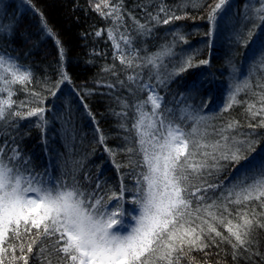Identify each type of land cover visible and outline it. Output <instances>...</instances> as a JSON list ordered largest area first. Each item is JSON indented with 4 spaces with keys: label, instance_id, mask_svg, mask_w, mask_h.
Returning a JSON list of instances; mask_svg holds the SVG:
<instances>
[{
    "label": "snow or ice",
    "instance_id": "snow-or-ice-1",
    "mask_svg": "<svg viewBox=\"0 0 264 264\" xmlns=\"http://www.w3.org/2000/svg\"><path fill=\"white\" fill-rule=\"evenodd\" d=\"M89 2L102 18L118 22L115 29H107V35L112 41L114 59L125 66L127 81L119 78L113 65L103 70L116 77V83L98 86L115 89L118 84L128 87L133 96L137 92L148 93L146 99L132 104L119 101L121 111L114 115L120 120L117 135L123 143L117 149L106 144L108 137L81 96L84 110L95 125L92 142L103 145L118 170L129 168L122 177L130 176L134 184L128 186L122 180L117 191L106 190L97 181L95 188H83L77 178L82 163L75 157L71 158V167L67 158L57 162L59 176L52 174L51 164L39 172L31 157H24L15 146L14 136L7 132L0 143V264H30V260L39 264H53V261L55 264H182L185 257L195 259L191 252H204L221 243L231 246L233 260L244 253L249 258L261 255L253 246L257 243L254 233L264 230V158L253 159L246 154L254 151V133L238 131L236 121L209 131L208 112L189 104L178 109L169 107L157 89L166 88L174 75L191 67L192 58L188 57L178 69L168 71L164 60L173 55L172 47L163 45L157 52L141 56L133 44L135 37L126 27L120 34L123 44L116 39L115 31L125 24V13L136 25L137 35H150L152 31L149 23H140L125 8L124 0ZM226 2L218 0L209 12L211 27L206 35L213 39L218 14ZM244 8L243 19L252 21L257 31L249 29L247 39L241 35L242 30L233 31L228 38L229 42H242L248 47L254 43L252 36L259 38V29L264 26V0H259L258 6L253 5L251 15L248 3ZM141 10L147 11V6H141ZM148 16L155 24H169L183 18L162 3L157 12H149ZM45 29L55 39L63 61V44L46 24ZM14 31L13 23L0 21V36ZM95 35L101 36L102 31H96ZM174 35L186 39L180 33ZM199 63L206 65L209 60ZM257 65L264 67V41L253 56L250 72H255ZM145 68L149 70L147 79L143 77ZM58 74L56 85L48 89L53 97L57 96L60 85L70 80L63 64ZM31 83V71L23 69L17 57L0 51V133L16 127L17 118L27 117H37V126L46 131V107H30L25 113L22 109L29 107V103L17 104L12 99L17 91L13 86L19 84L30 96L37 97L39 103H44L39 99L40 92L28 88ZM258 87L264 89V83ZM249 88L250 76L231 88L220 110L227 112L235 104L246 103L251 119L260 118L247 126L264 128V92L256 93L258 102L237 100L239 93ZM129 112H132L130 126ZM71 137L74 141V131ZM117 152L126 155V162L115 161ZM242 161L245 163L241 164ZM226 167H232L235 172L227 184L219 179ZM129 193L130 202L137 209L135 213L125 206Z\"/></svg>",
    "mask_w": 264,
    "mask_h": 264
},
{
    "label": "trees",
    "instance_id": "trees-1",
    "mask_svg": "<svg viewBox=\"0 0 264 264\" xmlns=\"http://www.w3.org/2000/svg\"><path fill=\"white\" fill-rule=\"evenodd\" d=\"M110 2L115 3L117 0ZM95 3H100V0H95ZM161 3L183 18L169 24H155L150 21L148 13L157 12ZM216 3L218 0H124L125 8L140 23H149L152 31L150 35H137L136 25L125 13V24L115 31V36L123 44L120 34L126 27L128 33L135 37L133 44L140 50L141 56L155 53L163 45L172 47L173 55L164 60L168 71L174 67L178 69L181 63L191 57V67L174 75L166 88L158 87L157 91L164 97V102L173 109L189 104L200 108L202 112H208L209 131L230 121L238 122V131L254 133V151L246 154L253 159L264 158V128L251 129L247 126L249 123H256L260 118L251 119L246 103L235 104L227 112L220 110L226 103L231 88L248 76L251 77V88L239 93L237 100L258 102L259 96L256 93L264 92V89L258 87L264 83V67L257 65L255 72H250L253 56L259 50L260 42L264 41V26L259 29V38L252 36L254 43L248 47L242 42H229L228 38L233 31L242 30L241 35L245 39L248 38L249 29L257 31L253 28V22L245 21L243 17L245 3L249 4L248 11L251 15L254 11L253 5L258 6L259 0H227L223 11L218 14L216 35L213 39L206 34L211 27L208 15ZM141 6H147V11H142ZM163 15L160 14L161 18ZM0 21L15 25V31L11 35L0 36V51L17 57L23 69L31 71L32 83L28 88L40 92L39 99L44 103H39L37 97L30 96L19 84L13 86L17 91L12 99L17 104L20 101L29 103V107L22 109L25 113L30 107L48 109L44 114L48 121L46 131L37 126V117L17 118L16 127L0 133V143H3L7 132H11L15 138V146L19 147L24 157H31L35 170L43 172L51 164L54 176L60 174V169L56 167L58 161L67 158L71 167L72 157L81 160L82 168L78 171L77 178L83 188H95L97 181L106 190L117 191L122 180L128 186L134 184L130 176L122 177V173L127 174L130 169L118 170L113 158L104 151L103 145L92 142L95 125L81 103L83 96L84 102L108 137L106 144L113 149L121 146L123 141L117 135L120 131L117 127L120 120L114 115L121 111L119 101L126 100L132 104L138 99H146L148 93L137 92L133 96L128 87L122 88L118 84L115 89L98 86L116 83V77L103 70L113 65L119 72V78L127 83L125 66L120 64L119 59H114L112 41L107 35V29H115L118 22L114 23L111 18H102L93 10L89 0H0ZM45 24L63 44V61L60 59L55 39L47 34ZM96 31H102V35L97 37ZM175 33L182 34L186 39H180ZM201 60H209V63L200 64ZM61 64L70 80L61 84L57 96L53 97L48 89L53 88L59 80L58 70ZM148 75L149 70L145 68L144 79ZM152 82L155 83V80ZM3 95L6 97L7 93ZM147 107L150 109L151 105ZM212 113L215 115H211ZM131 116L132 112H129V126ZM73 131L76 133L74 141L71 137ZM126 159L124 153L117 152V163H124ZM234 176L232 167H226L221 171L219 179L227 184ZM215 195L218 196L219 192ZM126 196V208L135 213L137 209L130 202L131 194ZM219 230L224 231L222 226ZM224 234L227 235L226 232ZM254 239L257 242L253 246L254 251L258 249L261 255H252L249 258V254L244 253L238 260H233L231 246L221 243L218 247L213 245L205 249L204 252H191L190 256L195 259L185 257L182 264H264V230L254 233ZM30 264H39V261L30 260Z\"/></svg>",
    "mask_w": 264,
    "mask_h": 264
}]
</instances>
